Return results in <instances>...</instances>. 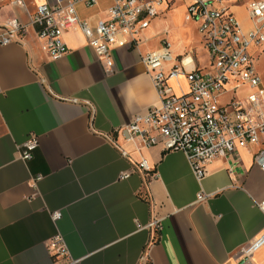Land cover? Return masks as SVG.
<instances>
[{
	"label": "crops",
	"instance_id": "obj_1",
	"mask_svg": "<svg viewBox=\"0 0 264 264\" xmlns=\"http://www.w3.org/2000/svg\"><path fill=\"white\" fill-rule=\"evenodd\" d=\"M24 1L33 12L49 0ZM111 4L76 7L95 24ZM26 8L7 2L0 10V23L15 17L27 25L21 43L0 45V264H264V245L250 258L240 255L264 230V171L256 163L264 136L212 160L199 181L182 151L145 146L124 132L159 104L143 58L166 40V69L204 71L203 42L184 50L170 28L154 33L155 18L113 48L111 67L79 28L63 36L68 52L52 59ZM170 84L178 94L189 89L184 74ZM250 91L228 88L220 102ZM31 134L39 146L23 162L19 148ZM142 159L150 170L138 167ZM202 191L209 197L198 202ZM56 236L69 260L48 248Z\"/></svg>",
	"mask_w": 264,
	"mask_h": 264
},
{
	"label": "built area",
	"instance_id": "obj_2",
	"mask_svg": "<svg viewBox=\"0 0 264 264\" xmlns=\"http://www.w3.org/2000/svg\"><path fill=\"white\" fill-rule=\"evenodd\" d=\"M237 1L187 0L185 19L199 23L210 66L204 71L185 72L178 64L166 69L171 51L164 40L160 50L143 58L159 104L135 115L124 129L128 140L139 138L145 146L160 143L167 151H182L199 181L207 175L212 160L227 157L250 143H259L264 136V79L255 69V52H251L254 47L264 46V0L245 1L252 23L248 29L243 28L233 11ZM7 2L26 8L24 0H0V10ZM96 3L97 0H49L35 6L33 12L26 8L28 24L36 28L50 58L58 59L68 52L63 36L70 29L79 28L98 58L111 67L113 48L124 46L128 39L135 40L153 19L170 8L164 0H112L105 20L92 24L80 18L77 4ZM26 27L15 17L0 23V45L21 43ZM180 74H184L189 89L178 94L170 80ZM244 85L251 88L246 96L220 102V96L228 88L235 90ZM38 146V136L31 134L19 148L20 159L29 162ZM256 163L264 171V150L257 154ZM138 167L150 170L145 159ZM208 197L202 191L197 201H206ZM258 208L264 213V200L258 203ZM59 216L60 213L55 214ZM151 225L155 226L156 222ZM263 245L264 230L241 248L240 255L250 258ZM48 248L70 259L60 236L51 239Z\"/></svg>",
	"mask_w": 264,
	"mask_h": 264
},
{
	"label": "rangeland",
	"instance_id": "obj_3",
	"mask_svg": "<svg viewBox=\"0 0 264 264\" xmlns=\"http://www.w3.org/2000/svg\"><path fill=\"white\" fill-rule=\"evenodd\" d=\"M167 4H170V8L164 13L157 16L152 24L154 33L157 31H163L166 28H170L171 36L177 37L179 42H182V49L187 47L202 46V35L199 31V23L194 20L187 21L185 14L188 7L187 0H164ZM233 7L235 16L245 27H249L251 20L246 10L244 1H237ZM261 50V49H260ZM253 64L259 75L264 76V52H256L253 57Z\"/></svg>",
	"mask_w": 264,
	"mask_h": 264
}]
</instances>
